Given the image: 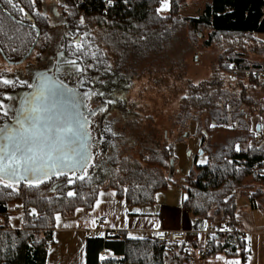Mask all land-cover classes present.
<instances>
[{"label":"trees","instance_id":"16d2710c","mask_svg":"<svg viewBox=\"0 0 264 264\" xmlns=\"http://www.w3.org/2000/svg\"><path fill=\"white\" fill-rule=\"evenodd\" d=\"M14 1L25 8L40 30L32 53L45 54L51 28L46 1L35 0L31 7L29 0ZM167 1L166 15L157 12L161 6L158 0H130L129 7L115 11L113 17L89 15L81 24L78 10L69 0H63L60 4L62 20L70 36L62 47L67 56L86 69L79 76L109 80L107 85H112L117 93L108 111L113 109L119 120L132 128V125L138 127L139 112L126 93L133 88L134 81L144 73L154 75V83L161 85V74L171 72V65L166 72L157 73L156 62L164 58L159 63L165 65L164 52L170 40L188 39L187 47L191 49L199 34L207 32L202 47L215 46L219 50L210 77L198 84H185L175 115V125L181 134L188 135L190 124L195 126L200 148L206 156V163H194L182 179L186 197L181 208L193 218L211 225L235 223L238 194L247 196L251 209H264V139L255 142L261 132L259 129L264 128V81L244 79L241 75L235 79L229 77V70L234 66L249 70L264 67L263 43L256 37L264 34V0H209L197 15L189 17L181 15L186 0ZM42 10L44 17L37 15ZM7 14V6L0 2V58L4 55L7 60L16 62L35 42V32L14 23ZM153 57L158 58L155 61ZM175 79L179 80L180 75ZM219 131L228 133L224 142L209 145L212 134ZM156 134L151 131L149 135H138L139 149L135 158L131 153H124L123 146L128 138L109 131L102 137L106 138L108 146L116 143L117 149L106 158L109 162L104 168L105 177L97 180L94 173L91 179L87 177L83 182L65 184L63 195L59 189L52 190V184L57 181L38 189L20 185L15 193L0 187V264H45L46 243L52 239L56 214L69 217L76 209H91L102 190L113 191L127 207L153 205L155 193L168 185L170 162H174V142L166 139L163 144ZM241 143L251 144L252 149L235 151V145ZM69 190L78 195L68 197ZM12 205L21 206L22 211L12 215ZM33 208L36 215L30 214ZM15 217L19 219L17 223L12 222ZM11 225L19 226L13 228ZM120 236L121 240L88 238L84 246V264H191L194 250H201L196 243L172 244L129 238L122 233ZM244 248V242L237 235L229 238L216 235L209 241L206 258L217 254L243 258ZM102 250L120 259H100Z\"/></svg>","mask_w":264,"mask_h":264},{"label":"snow or ice","instance_id":"6c2138e0","mask_svg":"<svg viewBox=\"0 0 264 264\" xmlns=\"http://www.w3.org/2000/svg\"><path fill=\"white\" fill-rule=\"evenodd\" d=\"M0 2L7 6L9 18H13L17 11L25 17L29 15L25 8L14 0ZM108 3L111 4L112 0H108ZM34 4L35 0H29L30 7ZM166 7L167 0H162L161 8ZM160 10L157 9V12ZM83 20L81 17V24ZM16 23L20 21L16 20ZM37 55L39 56V53ZM60 55L63 56V53ZM62 62L81 75L86 70L77 63V60L69 59ZM16 82L17 78H8L7 75L0 74V84L14 86ZM79 82L83 84L85 81ZM19 83L21 86L35 88V91L19 98L18 105L6 106L5 101L16 100L8 93H4L3 98H0V187L15 193L20 185L38 189L43 184L57 181L52 184V190L59 189L63 195V185H72L76 181L83 182L88 177L89 168L98 167L94 163V157L98 153L92 151L89 120L80 111L82 101L78 100L79 94L76 89L67 87L63 81L52 85L41 82L40 87L22 80ZM83 95L88 97L89 93L85 92ZM96 111H91L90 115H95ZM249 149H252L251 144L244 149H241L239 144L235 145L237 152ZM198 163H206V158ZM66 194L68 197L78 195L71 190ZM96 203L99 205L100 201L97 200ZM76 211L79 212L81 209ZM30 214L36 215V209L33 208ZM56 220L58 222L60 220L58 213Z\"/></svg>","mask_w":264,"mask_h":264},{"label":"rangeland","instance_id":"374dc122","mask_svg":"<svg viewBox=\"0 0 264 264\" xmlns=\"http://www.w3.org/2000/svg\"><path fill=\"white\" fill-rule=\"evenodd\" d=\"M45 1L48 6V9L46 10L47 12L50 7H55V12L57 13L61 12L60 4L63 0ZM208 1L209 0H186L185 6L181 11V15L185 17L197 15V13L202 10L203 6L208 3ZM168 8L169 4L167 1L166 8L162 9L161 6H159L158 9H161L159 13L161 15H166ZM48 22L51 23L50 20ZM206 33L207 32L203 31L199 34L197 42L192 45L191 49L187 47L188 39L181 37V40L173 41V38L170 40L171 44L165 49L166 52H164L165 57L167 58L165 62L166 66L163 63H159V60H164V58H161L156 62V65L158 66L156 70L157 73H162L166 69L168 70L167 66L171 65V72L168 74H161V85L154 83V75L144 73L143 75L141 74V77L134 81L133 88L129 91V93H126V97L131 102L134 101L137 105L139 112L138 127L136 125H132V128H130V126L125 125L122 120H119L117 112L115 111L110 112L108 115V119L113 121V128L118 133L125 135L129 140L125 143V146H123L125 154L131 153L133 157L137 158L139 146L137 145L136 140L138 139V135L141 133L149 135L151 131H154L157 133V138H159L163 144H165L164 141H166V139L170 142H174L172 149L174 157L173 171L171 169L167 174L169 179L167 187L164 190H159L155 193L154 203L156 204L163 203L173 206L180 205L181 208L182 202L186 197L182 179L188 174L194 163L197 165L204 164L198 163V161L206 158L200 148V138L196 134L195 126L190 124L188 135H184L181 134L182 131H180L178 126L175 125V115L178 113L182 102L185 84L187 82L198 84L201 81L208 80L212 65H214L215 58L219 53L218 48L215 46L209 48L202 47ZM48 35L50 36V47L55 48L60 35V29L55 28L53 31L49 32ZM256 37L264 41V34H258ZM44 56L47 55L45 54ZM157 58L158 57H153L155 61ZM158 69H161V71ZM177 75H180L179 80L175 79ZM109 95L110 93L105 91L103 97L108 99ZM129 134L132 135L131 138H129ZM227 135L228 133L223 131L213 133L211 139L208 141L209 145L212 146L213 144L224 142ZM178 138L180 140L176 142V139ZM200 151L202 154L199 153ZM248 180L246 179V182H248ZM17 207L19 206H10V212L12 215L16 213L15 210ZM235 209L236 214H242V217L245 220L252 218L255 224H264V209H251L246 195L238 194L236 196ZM20 218L22 219L21 216ZM193 220V225L196 223L198 224L196 230L204 231L208 227L212 226L202 219L197 220L194 218ZM244 237L246 238L245 241L247 243L248 240L246 234ZM241 238L243 240V236Z\"/></svg>","mask_w":264,"mask_h":264},{"label":"crops","instance_id":"0c3cea01","mask_svg":"<svg viewBox=\"0 0 264 264\" xmlns=\"http://www.w3.org/2000/svg\"><path fill=\"white\" fill-rule=\"evenodd\" d=\"M260 41L264 50V41ZM259 131L261 132L255 139H261L264 128ZM248 144L241 143V149L246 148ZM111 192L100 191L97 196L99 205L96 200L91 209L75 211L72 216H62L59 222L56 221L52 231L53 245L47 251L45 264H84L86 240L103 237L104 231L115 230L129 238H152L163 232H182L189 238V235L196 231L198 224H192L194 218L184 212L180 205L154 203L142 207H127L123 200L117 199ZM235 220L240 238L243 236L241 240L246 243L245 234L248 240L243 258H226L217 254L212 258L200 259L197 256L199 251L194 250L195 258L191 264H226L233 261H238L239 264H264V224L257 225L252 218L245 220L242 214H236ZM18 221L16 217L12 220L15 223ZM191 252L192 249H189V253Z\"/></svg>","mask_w":264,"mask_h":264},{"label":"flooded vegetation","instance_id":"af4514ba","mask_svg":"<svg viewBox=\"0 0 264 264\" xmlns=\"http://www.w3.org/2000/svg\"><path fill=\"white\" fill-rule=\"evenodd\" d=\"M50 9V12L46 11L48 15L47 17L51 21V28L49 29L50 31H48V33L53 31L55 28L60 29V35L55 48L50 47L49 42L47 50L45 52L47 56H44L45 54H39L38 56V53H32V51L27 59L18 65H13L12 63H16L19 60L16 62L9 61L3 55L0 58V74H5L8 76V78H17V82L14 86H5L3 84H0L3 88L0 90V98H3L4 93H8L12 97H15L16 100L5 101L6 106H12L14 104L18 105L19 98L35 91V88L21 86L19 83V81L21 80L27 81L29 84L36 85L37 87L41 86V82H43L45 85H52L58 84L60 81H63L64 84L67 85V87L76 89V92L79 94L77 97L78 100H83H81L82 104L80 107V111L83 112L89 120L88 127L91 132L92 151L94 153H98L94 157V163H96L98 167L89 168L88 178L91 179L93 177V174L95 173L98 180L102 177H105L106 170L104 168L107 166V162H109L108 159H106L107 156L113 155L117 149L116 143V145L111 144L110 146H108L106 144V138L102 137L108 134L109 130L106 129H110V131L114 132L116 131L113 128L112 120L108 119V115L111 112L108 111V108L109 105H113V98L115 97L117 90L112 87V85H107V81H109L107 78L105 79L104 77H101L100 80H97V77L95 76L81 77L74 68L70 69L66 64L62 62L63 60L72 59L69 57V55L67 56L66 51L63 49L64 44L68 43L67 39L70 35L67 34V28L66 25H64V20H62L63 17L61 12H59V15H57V12H55V7ZM14 14L15 16L13 15V18H10L14 23H16V20H19L20 23L16 24L26 26L27 28H30V30H33L35 32V42L33 43L35 45L36 41L40 37V30L36 28L32 18H30L28 15L25 17L18 11ZM41 14L42 17L45 16L43 10ZM7 15L9 17V14ZM49 38L50 36H48V39ZM61 53H63V56L60 55ZM10 72H13V74H9ZM37 73L41 75H36ZM80 80H84L85 82L81 84L79 82ZM105 80L106 83H103V81ZM105 91L110 93V95L108 96L109 100L103 97ZM85 92L89 93L88 97H85L83 95ZM108 101H111V103H109ZM97 109H99V111H96ZM91 111H96V114L90 115Z\"/></svg>","mask_w":264,"mask_h":264},{"label":"built area","instance_id":"2783aa9c","mask_svg":"<svg viewBox=\"0 0 264 264\" xmlns=\"http://www.w3.org/2000/svg\"><path fill=\"white\" fill-rule=\"evenodd\" d=\"M71 5L78 10L80 17H88L89 15H102V16H111L113 17V14L115 11L120 10L121 8H127L129 7L130 0H112V3L109 4L108 0H69ZM160 4H162V0H158ZM239 75H241L244 79H254L256 81H264V67L259 70H249V69H242L239 67H231L229 70V77L232 79L237 78ZM261 139H264V134H262ZM259 139L256 138L255 142H258ZM16 213L22 211V207L19 206L16 208ZM1 231V229H0ZM216 235H223L227 236L228 238L232 235H237L240 237L239 229L233 222H226V223H219L216 225H212L208 227L206 230H196L191 235H189V238L185 236L182 232H163L160 234H157L153 236L152 238L146 237V239H153L158 242L163 243H172V244H178V243H198L201 246V250L198 253V256L200 259L206 258V253L208 251V245L209 241L212 239V237ZM91 237H93L91 235ZM103 238L108 239H118L121 240L120 233L111 230V231H104ZM53 245V240L50 239L46 243V250L48 251ZM119 259V257L113 256L109 254L108 252L102 250L99 253V258L101 259Z\"/></svg>","mask_w":264,"mask_h":264},{"label":"water","instance_id":"95a60500","mask_svg":"<svg viewBox=\"0 0 264 264\" xmlns=\"http://www.w3.org/2000/svg\"><path fill=\"white\" fill-rule=\"evenodd\" d=\"M33 47H34V44L29 48L27 54L21 60H19L16 63H12V64L13 65H18V64H21L22 62H24L27 59V57L29 56V54L32 52ZM199 153L202 154L201 151ZM170 165L173 168V162H170Z\"/></svg>","mask_w":264,"mask_h":264}]
</instances>
